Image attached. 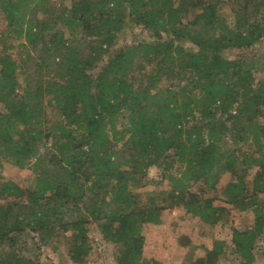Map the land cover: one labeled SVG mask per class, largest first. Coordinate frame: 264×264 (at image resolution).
<instances>
[{
	"label": "trees",
	"instance_id": "obj_1",
	"mask_svg": "<svg viewBox=\"0 0 264 264\" xmlns=\"http://www.w3.org/2000/svg\"><path fill=\"white\" fill-rule=\"evenodd\" d=\"M46 1L0 0L20 40L0 51V172L4 162L33 171L26 188L0 187V264H41L20 245L31 235L39 251L66 238L71 262L85 264L95 224L118 247L116 264H162L145 257L143 230L177 208L207 237L232 211H251L229 250L214 240L192 264H254L264 243V78L246 52L264 39V0H74L57 10ZM128 25L154 40L119 46ZM9 48L39 50L56 74L36 90L20 82ZM163 162L178 164L169 190L141 204L138 190Z\"/></svg>",
	"mask_w": 264,
	"mask_h": 264
},
{
	"label": "rangeland",
	"instance_id": "obj_2",
	"mask_svg": "<svg viewBox=\"0 0 264 264\" xmlns=\"http://www.w3.org/2000/svg\"><path fill=\"white\" fill-rule=\"evenodd\" d=\"M46 2L52 10H57L64 7H71L74 0H47ZM188 19H190L189 16ZM0 40V51L2 42L14 46L20 43V40L16 39V35L13 32L11 33L10 28L1 16ZM153 40V36L148 31H145L141 27L128 25L125 28V32L120 36L119 46L137 44L139 42H150ZM87 47L88 42H83L81 50L85 54L87 52ZM8 50L14 59L24 66V71L19 74L20 82H23L24 79H29L35 90L39 82L44 85L45 79H48L49 76L53 77L56 74L54 72L52 73L50 69L45 68L41 63V54L43 53L39 50L32 51L30 48H9ZM246 53L254 60L253 63L255 65L253 67L258 79L264 78V39ZM96 72L97 71L94 73L96 74ZM164 84L168 85V82ZM228 126L230 129L233 128L231 123H228ZM234 145L233 141L230 146ZM239 147H242L244 151L256 148L252 144L251 146L249 144H242ZM177 165L176 163L173 165L169 162H163L160 166L152 167L149 170L146 180L148 185L138 190L141 204L148 202V195H150L152 191L168 189L165 176L169 171L174 172V169L176 170L178 167ZM170 168L171 170H169ZM255 171L256 169L250 171L249 181L252 179ZM32 172V168L29 166L20 169L8 162H4L3 169L0 172V187L6 181H13L22 188H26L30 185L33 178ZM213 194L214 193H212V195ZM4 202L5 200L0 198V204ZM216 205H221V202L217 201ZM74 219L75 217H71L69 220ZM163 220L162 226H147L143 230V235L145 237V257L156 259L162 264H192L197 259L206 257L208 246H211L214 240L226 242L227 250H229L232 229L237 228L241 231L247 230L253 224L254 215L251 211L238 212L234 210L222 224L217 225L208 237L201 235V224L199 219L188 215L183 208L167 211ZM182 237H188L192 244L186 248L181 247L180 238ZM89 238L92 244V251L85 264H116L115 255L118 247L104 240L98 224L94 225ZM23 243L29 244L33 256L39 254V261L41 264H74L68 256V243L64 237L57 238V240L51 242L50 245L42 247L40 251L35 248L32 235L22 238L20 240V245ZM219 264H233V261L231 257H227V259H222ZM254 264H264V243L258 245L256 262Z\"/></svg>",
	"mask_w": 264,
	"mask_h": 264
},
{
	"label": "crops",
	"instance_id": "obj_3",
	"mask_svg": "<svg viewBox=\"0 0 264 264\" xmlns=\"http://www.w3.org/2000/svg\"><path fill=\"white\" fill-rule=\"evenodd\" d=\"M148 226H153V225H148ZM156 227V226H155ZM231 243H232V238H231ZM230 246H231V244H230ZM212 249V245L211 246H208V250H211ZM150 259V258H149ZM255 262H256V260H255Z\"/></svg>",
	"mask_w": 264,
	"mask_h": 264
}]
</instances>
